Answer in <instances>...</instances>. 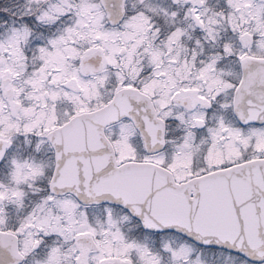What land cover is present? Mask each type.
<instances>
[{"label":"snow or ice","instance_id":"snow-or-ice-1","mask_svg":"<svg viewBox=\"0 0 264 264\" xmlns=\"http://www.w3.org/2000/svg\"><path fill=\"white\" fill-rule=\"evenodd\" d=\"M0 264H264V0H0Z\"/></svg>","mask_w":264,"mask_h":264}]
</instances>
